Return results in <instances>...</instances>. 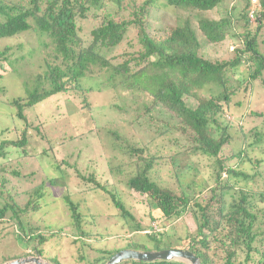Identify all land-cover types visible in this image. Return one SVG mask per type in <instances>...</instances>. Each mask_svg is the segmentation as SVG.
I'll return each mask as SVG.
<instances>
[{
	"label": "trees",
	"instance_id": "trees-1",
	"mask_svg": "<svg viewBox=\"0 0 264 264\" xmlns=\"http://www.w3.org/2000/svg\"><path fill=\"white\" fill-rule=\"evenodd\" d=\"M157 1L0 0V97L6 94L1 82L8 72L7 66L26 87L25 96L10 103L16 107V117L22 120L23 126L0 130V159L6 160L15 149L27 154L30 134L39 133L41 125L34 127L32 122L38 119L28 116L29 109L71 88L86 95L90 89L84 88L85 81L101 80L108 88L113 80L121 79L119 83L135 95L128 100L121 97L125 102L116 109L130 115L131 121L125 123L132 128L139 119H149L154 125V136L151 141L137 140L132 144L129 137L112 126L100 128L105 130V137L110 138L119 154L128 153L134 159L132 163L127 159L123 165L111 168L125 175L128 174L125 167L136 170L128 174L127 189L119 187V182L110 186L94 175L86 177L78 173L85 183H92L85 186L87 192L106 194L126 220L125 226L137 232L146 227L133 216L134 192L149 199L150 207L159 209L161 217L169 223L183 215H191L197 232L186 237L187 250L202 264H264V177L257 170L263 161L251 158L247 150L264 143V122L261 129H253L245 136L246 148L231 156L224 154L235 139L231 134L236 123L233 121L235 113L230 104L243 86L253 103L255 82L264 83V53L259 51L257 39V32L264 29V0H258L257 4L252 0H233V7L224 6L226 17L219 19L211 14L201 18L198 30L193 27L191 18L180 17L179 12L189 11L198 19L200 12L221 11L224 0H165L168 8H174V13L164 10L157 13L160 9ZM153 14L165 20L155 37L148 31ZM88 20H92L91 29L82 34L81 25ZM28 32L40 41L44 38L39 51L37 45L25 56L4 44L3 40ZM232 41L242 43L228 51L230 57L217 54L218 48ZM135 42L142 46L140 54L128 50ZM38 52L42 57L38 65L41 71L35 74L29 70L33 64L28 60ZM185 97L193 98L197 107L188 106ZM139 99L142 101L138 103ZM242 105L239 102L236 107ZM255 115L264 118V112ZM92 125L93 129H98L94 122ZM11 134H17L15 141L9 138ZM65 141H70V137ZM48 151L44 150L37 160L46 157ZM197 155L213 163L205 188L196 184L201 172L198 164L185 158ZM233 159H238L239 164H232ZM247 163L253 166V174L240 168ZM5 174L20 176L21 172L12 164H1L0 179L4 185L7 184ZM64 175L65 172L60 176L63 181ZM189 176L194 179L187 183L185 179ZM28 177L31 178V174ZM241 179L247 184L246 190L234 192V199L229 202L226 196L232 190V182ZM254 181L262 182L261 192H251L248 183ZM51 183L63 185L53 179ZM43 190L42 185L33 189L32 195L28 193L31 197L24 208L19 209L15 204L0 207V221L7 222L5 218L12 212L18 220V226L13 225L21 233L19 242L29 250L32 245V253L23 255L25 257H44L41 245L53 236L39 229L34 234L35 230L26 226L19 215L30 206L38 208L41 205L40 199L45 197ZM257 194L260 199H256ZM69 195L66 203L81 230L83 215L79 213L78 203ZM150 216L156 220L153 211ZM154 226L161 227V224L156 222L147 228L151 233L147 234V244L131 238L125 247L104 251V256L92 264H105L122 250L179 249L167 232H155ZM177 240L181 242L182 239ZM150 243L153 246L150 247ZM50 261L60 264L56 259ZM122 264L185 263L125 261Z\"/></svg>",
	"mask_w": 264,
	"mask_h": 264
},
{
	"label": "rangeland",
	"instance_id": "rangeland-1",
	"mask_svg": "<svg viewBox=\"0 0 264 264\" xmlns=\"http://www.w3.org/2000/svg\"><path fill=\"white\" fill-rule=\"evenodd\" d=\"M234 4L233 0H224L221 11H214L210 14L200 12L198 19L193 17L189 11H180L179 15L182 18H191L193 27L198 30V23L201 18L212 14L222 19L226 17L227 12L224 10V6L231 8ZM156 5L160 8L157 13L163 10L174 13V8H168L165 0H158ZM169 16L171 21H174V18L171 15ZM152 20L153 23L148 25V31L151 33L150 35L155 37L158 30L163 28L165 20L161 21L156 14H153ZM180 23L178 21V24ZM91 24L92 20L83 22L81 25L83 28L82 34L90 31ZM257 39L260 44L258 46L259 51L264 53V29L257 32ZM3 41L5 45L12 47L17 54L25 56L29 54L30 48L38 45L36 50L39 51L41 46L39 37L29 32ZM238 43L237 41H234V43L232 41L227 46L218 48L217 54L230 57V53L227 55L228 51L239 45ZM20 44L23 45L22 48L19 47ZM128 50L140 54L143 49L138 42H135L134 46L128 48ZM35 55L28 61L33 64V67H29V70L36 74L41 71L38 65L42 62V57L39 56V52ZM146 65L147 63L143 67ZM6 68L8 72L4 74V79L1 82L6 89V94L0 97V130L23 126L22 120L16 117V107L10 103L15 98L24 97L26 87L23 80L16 73L10 72V67L7 66ZM120 81L121 79L113 80V84L109 85L108 88L101 80L85 81L84 88L90 89V92H86V95L79 89L71 88L65 93L54 96L35 108L29 109L28 116L33 120L38 119V122H32L34 127L41 125L39 133L33 131L30 134L32 137H30V143L27 146V154L24 155L21 149H15L11 151L6 160L0 159V165L5 163L12 164L14 169L21 172L20 176L5 174L6 185L0 179L1 208L5 204H15L19 209L24 208L30 200V194L32 195L33 189L44 186L45 197L40 199L41 205L38 208L30 206L28 210L19 213V215L26 226L28 225V227L35 230L34 234L37 233V229L44 231L48 235L53 234L46 243L41 245L44 250L43 259L50 264H53L50 261L52 259H56L60 264H92L101 256H104V251L125 247L131 238L135 242L147 244V234H151L147 228L153 226L156 222L157 225L161 224L159 233L164 234L167 232L174 242L173 245H177L176 248L178 247L179 249H187L188 246L186 244L188 242L186 237L190 234L196 235L197 226L191 215H183L169 223L161 217L159 209L150 207L147 203L149 199L141 197L136 192L133 193L134 199H131L133 200L131 202L133 205V216L136 221L142 222V226H145L146 229L140 232L128 229L125 226L126 220L112 204L109 197L102 192H87V187L85 186H91L92 183H85L79 177V174L86 177L94 175L102 183H108L111 186L119 182V187L127 189L125 181L128 179V174L136 169L125 167L124 169L128 173L125 175L117 173L112 168L117 165H123L127 159L131 161V156L128 153L119 154V151L117 152L113 144H111L110 138L105 137V130L100 128L110 125L115 131L129 137L132 144L137 140L151 141L154 136V125L149 123V119H139L132 128L125 123L131 121L130 115L116 109L117 105L120 106V104L125 102V99L122 101L121 97H125L128 100L134 98L133 95H135L131 93L132 90H127L123 87L119 83ZM243 89L244 86L238 90L237 97L230 104L235 113V118L231 117L236 123L234 122L235 126L231 129V134L235 137L233 146H230L224 152V154L229 156L233 153H238L242 148H246V146L244 147L245 136L253 129L255 130L258 127L261 129V125L264 122V118L256 117L255 115L256 113L264 112V83L259 80L255 82L253 103L250 102L248 99L249 95L247 96ZM184 100L190 107L196 108L198 105L191 97H185ZM141 101L139 99L137 102ZM239 102L243 103V105L237 108L236 104ZM93 122L98 129H93ZM153 122L156 123L155 121ZM69 137L70 141L66 142L65 140ZM9 138L15 141L17 134H11ZM250 142L252 143L253 141L251 140ZM48 149L46 157H40L37 160L39 156H43L41 153ZM247 150L250 151L249 155L251 158L257 157L263 161L257 170L264 177V143L252 150L248 147ZM185 158H189L198 164L201 172L197 177L198 181L196 180V184L198 186L203 185V188H205V182H207L211 174L210 166L213 164L212 161L209 158L198 155ZM133 161L134 159L131 163ZM231 163L237 165L239 160L233 159ZM240 168L246 170L249 174L254 173L253 166L250 163L242 165ZM63 172H65V181L60 178ZM30 174L31 178L28 177ZM52 179L63 185H54L51 183ZM193 179V176H189L185 179V182L188 183ZM65 183H67L66 186H64ZM231 185L232 190L226 196L229 202L233 201L234 192H239L241 189L246 190L247 184L241 179L238 182H232ZM248 186L251 192L259 193L261 192L262 182L254 181V183H248ZM257 186L258 188H256ZM68 194H70L69 196L75 203H78L79 213L83 215L81 230H78L72 209L66 203L65 198ZM256 199H260L258 194ZM152 211L156 220H153L150 216ZM5 221L7 222L0 221V264H4L5 259L22 258L25 257L23 255L32 253V245L30 250L26 249L18 240L21 233L13 225L18 226V220L14 218L12 212L8 213ZM179 238L182 239L181 242H178L177 239ZM149 246L153 245L150 243Z\"/></svg>",
	"mask_w": 264,
	"mask_h": 264
},
{
	"label": "water",
	"instance_id": "water-1",
	"mask_svg": "<svg viewBox=\"0 0 264 264\" xmlns=\"http://www.w3.org/2000/svg\"><path fill=\"white\" fill-rule=\"evenodd\" d=\"M125 261L141 262H178L185 264H202L201 260L187 249H167L160 251L122 250L113 255L105 264H122ZM4 264H50L41 257H26Z\"/></svg>",
	"mask_w": 264,
	"mask_h": 264
},
{
	"label": "clouds",
	"instance_id": "clouds-1",
	"mask_svg": "<svg viewBox=\"0 0 264 264\" xmlns=\"http://www.w3.org/2000/svg\"><path fill=\"white\" fill-rule=\"evenodd\" d=\"M258 2V1H257ZM257 2H252L253 4H257ZM255 5H254V10H255ZM251 16H252V19H253V13L251 14ZM254 20V19H253ZM155 228V232H160V230H159V227H154ZM150 233V232H149ZM135 251H137V250H135ZM27 257H41V256H27ZM22 258H26V257H22ZM41 258H43V257H41ZM17 259H20V258H17ZM17 259H13V260H17ZM13 260H8V261H6L5 263H7V262H10V261H13Z\"/></svg>",
	"mask_w": 264,
	"mask_h": 264
},
{
	"label": "built area",
	"instance_id": "built-area-1",
	"mask_svg": "<svg viewBox=\"0 0 264 264\" xmlns=\"http://www.w3.org/2000/svg\"><path fill=\"white\" fill-rule=\"evenodd\" d=\"M258 0H252V2H257Z\"/></svg>",
	"mask_w": 264,
	"mask_h": 264
}]
</instances>
